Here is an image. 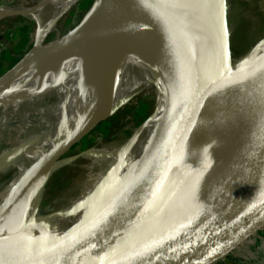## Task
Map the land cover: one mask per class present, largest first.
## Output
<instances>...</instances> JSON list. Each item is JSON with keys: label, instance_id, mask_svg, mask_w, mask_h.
<instances>
[{"label": "water", "instance_id": "water-1", "mask_svg": "<svg viewBox=\"0 0 264 264\" xmlns=\"http://www.w3.org/2000/svg\"><path fill=\"white\" fill-rule=\"evenodd\" d=\"M190 1L186 3L204 15L190 22L196 26L199 49L209 65L206 77L181 29L183 18L170 13L161 0L96 1V21L115 19L133 30L125 23L127 15L153 40L169 87L164 122L150 138L152 158L137 172L131 163L113 174L108 187L115 182L119 191L103 199L70 264H161L172 249L167 260L171 263L178 248L198 235L195 229L187 230L180 245L177 235L182 226L194 225L202 213L258 195L262 198L256 204L233 211L222 228L213 227L210 242L183 258L182 264H221L264 227V113L252 122L256 111L264 109V100L251 102L235 120L217 127L220 117L244 98L252 85L258 88L264 84V76L257 79L263 70L260 65L238 72L258 48L233 67L225 0H203L201 5ZM113 3L119 8H112ZM36 42L0 75V89L27 63ZM104 120L106 117L90 123L37 161L32 167L34 175L45 180L48 168ZM182 148L199 158L180 168L176 155ZM131 175L132 181L122 186ZM135 181L136 186L125 195L106 202ZM29 221L35 222L30 216ZM5 245L1 242L0 254ZM9 253L12 260L17 252L9 249ZM34 262L40 264L41 257H35Z\"/></svg>", "mask_w": 264, "mask_h": 264}, {"label": "bare ground", "instance_id": "bare-ground-1", "mask_svg": "<svg viewBox=\"0 0 264 264\" xmlns=\"http://www.w3.org/2000/svg\"><path fill=\"white\" fill-rule=\"evenodd\" d=\"M47 1L48 7L38 27L39 33L34 53L22 68L14 71V76L8 79L0 89V127H4L5 119L11 113L19 114V117L27 122L19 127L17 138L33 121L29 119L30 117L50 113L55 121V132L45 137L39 146L27 148L28 139H18L15 143L8 144L11 147L0 152L2 163L0 164V175H2V169L10 163V156L13 153L22 150L23 162L27 164V160H30L28 167L23 164L22 166L18 164V166L13 162L20 169L19 173L0 189V244L1 242L6 244L5 251L0 254V264H38L34 262L35 257L38 256L41 257L40 264H70L83 238V233L100 204H103V199L119 191L115 182L108 187L111 177L115 172L123 171L124 167L131 163H135L136 172L144 167L143 165L154 154L150 138L165 118V108H162L158 114L143 121L122 146L94 157L85 183L67 206L57 214L35 219V222L31 223L29 216L34 212L37 203L36 194L44 181L34 175L32 167L68 138L91 96L103 86L129 52L147 36L127 15H124L125 23L133 27L134 31L115 19H105L107 21L97 19L96 21L92 9L71 33L63 36L57 35L49 43L45 42L46 36L52 33L59 18L68 12L78 0ZM161 1L170 13L183 18L181 29L194 48L200 70L206 77L209 74V65L199 49L198 43L201 39L195 31V24L188 21L189 18L201 20L203 13L181 0ZM192 1L201 5L203 0ZM111 7L119 8L117 3H113ZM25 8L11 7L8 17L20 14ZM256 52L238 72H249L255 66L260 65L263 69L257 78L260 80L264 76V44ZM48 97H51L50 103L44 106L43 100ZM263 100L264 84L258 88L252 85L244 98L225 111L217 127L235 120L240 110L251 102ZM39 101H42L41 107L36 109L35 103ZM256 113L257 117L252 122L264 113V109H259ZM46 120L47 118H44L45 122ZM82 128L84 127L80 130ZM35 154H39V157L32 162ZM176 158L177 166L183 168L192 165L199 155L187 148H182ZM5 161L6 163L3 164ZM104 162L107 164L106 169H94L95 166ZM53 169L54 164L48 168L46 177L51 175ZM132 175L124 181L125 183H122V186L132 181ZM135 186L136 181L124 192L106 202L125 195ZM261 198L262 195H258L233 206L208 211L199 215L194 225L186 223L178 231L180 245L189 229H195L194 231L198 233L197 238L190 240L187 244L183 243L180 246L182 249L178 248L176 252L178 254L169 263L167 260L170 252H174L171 249L161 264H182L183 258L192 255L210 242L213 227L222 228L233 211L252 206ZM166 200L167 197L161 204ZM50 225L55 227L52 228ZM9 249L17 252L14 253L12 260L8 257Z\"/></svg>", "mask_w": 264, "mask_h": 264}, {"label": "rangeland", "instance_id": "rangeland-1", "mask_svg": "<svg viewBox=\"0 0 264 264\" xmlns=\"http://www.w3.org/2000/svg\"><path fill=\"white\" fill-rule=\"evenodd\" d=\"M96 1L78 0L66 15L59 18L45 42L52 41L57 35L71 33L90 10H94ZM225 6L231 62L236 67L264 44V0H225ZM11 7L26 8L20 13L23 15L8 17ZM47 7V0H0V75L17 63L35 43ZM162 69L157 47L147 35L86 103L77 125L68 137L90 122L105 117L106 120L94 127L54 164L53 172L37 191V203L31 218L35 220L59 213L80 192L94 157L122 146L143 121L165 108L169 86ZM50 99H44L42 104H49ZM41 102L35 103L34 107L39 109ZM44 118H47L46 122ZM29 119L33 121L17 138L19 127L27 121L13 113L5 119L3 129L0 127V152L11 147L8 144L18 139L27 138V148L39 146L45 137L55 132V121L50 113L34 115ZM17 153L20 155L17 156ZM21 153L22 150L13 153L10 163L2 169L0 189L19 173L20 169L14 163L25 167L30 165V160H27V164L23 162L24 155ZM38 157L39 154H35L32 162ZM101 168H107L106 162L94 167L95 170Z\"/></svg>", "mask_w": 264, "mask_h": 264}, {"label": "built area", "instance_id": "built-area-1", "mask_svg": "<svg viewBox=\"0 0 264 264\" xmlns=\"http://www.w3.org/2000/svg\"><path fill=\"white\" fill-rule=\"evenodd\" d=\"M264 227L221 264H261Z\"/></svg>", "mask_w": 264, "mask_h": 264}, {"label": "crops", "instance_id": "crops-1", "mask_svg": "<svg viewBox=\"0 0 264 264\" xmlns=\"http://www.w3.org/2000/svg\"><path fill=\"white\" fill-rule=\"evenodd\" d=\"M260 261H261V264H264V234H262V253H261Z\"/></svg>", "mask_w": 264, "mask_h": 264}]
</instances>
